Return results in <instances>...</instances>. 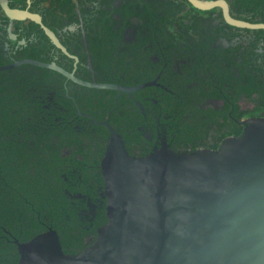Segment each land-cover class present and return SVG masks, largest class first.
<instances>
[{"label": "trees", "instance_id": "obj_1", "mask_svg": "<svg viewBox=\"0 0 264 264\" xmlns=\"http://www.w3.org/2000/svg\"><path fill=\"white\" fill-rule=\"evenodd\" d=\"M226 1L233 17L264 22V0ZM7 3L39 15L64 48L0 5V67L34 59L71 71L76 62L78 78L133 90L83 86L30 63L0 70V264H17L14 239L48 228L64 253L86 246L72 196L103 190L109 132L80 113L96 121L109 114L134 156L151 152L162 129L175 151L217 149L241 134L240 120L264 117V30L229 25L218 7L199 10L187 0ZM220 38L228 46L216 44ZM104 204L98 226L106 221Z\"/></svg>", "mask_w": 264, "mask_h": 264}, {"label": "water", "instance_id": "obj_2", "mask_svg": "<svg viewBox=\"0 0 264 264\" xmlns=\"http://www.w3.org/2000/svg\"><path fill=\"white\" fill-rule=\"evenodd\" d=\"M187 1L199 10L220 8L229 25L264 30V22L233 17L226 0ZM0 5L12 19L39 24L64 48L39 15L12 9L7 0ZM222 45L228 42L223 39ZM22 63L54 69L87 87L133 90L78 78L76 62L67 71L55 63L21 59L0 70ZM88 117L109 132L100 160L106 221L91 243L73 254L64 253L52 228L25 242L14 239L17 264H264L263 116L240 120L241 134L225 137L217 149L175 151L161 137L143 156L126 150L109 115L102 121Z\"/></svg>", "mask_w": 264, "mask_h": 264}, {"label": "flooded vegetation", "instance_id": "obj_3", "mask_svg": "<svg viewBox=\"0 0 264 264\" xmlns=\"http://www.w3.org/2000/svg\"><path fill=\"white\" fill-rule=\"evenodd\" d=\"M223 39L224 38H220V40L216 41V44H218V42H221L222 44ZM205 103L211 106H215L217 104L220 105V101L217 99H209V100H206ZM80 114L83 116L89 115V114H83V113H80ZM161 137H164L167 144L169 145L166 135H165V131L163 129L162 131H157L156 140L154 141V145L159 144ZM102 192L103 190L101 192H98L97 196H88L86 194H80V193L72 196L78 199V201L73 200L72 205L74 206L75 214L77 215V218L80 222L79 225L83 229V231H80V233L83 235V241H84V244L86 245L90 243L91 237L96 232V229L100 226V225L98 226V224L96 225V222L99 216L98 211L102 208L104 204L103 200L105 198L102 197ZM104 208H105V204H104ZM94 226H96V228H94Z\"/></svg>", "mask_w": 264, "mask_h": 264}]
</instances>
